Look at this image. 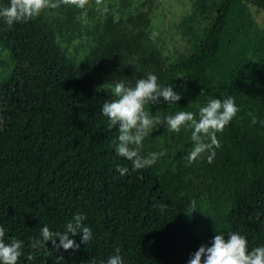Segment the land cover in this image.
Instances as JSON below:
<instances>
[{
	"label": "trees",
	"instance_id": "trees-1",
	"mask_svg": "<svg viewBox=\"0 0 264 264\" xmlns=\"http://www.w3.org/2000/svg\"><path fill=\"white\" fill-rule=\"evenodd\" d=\"M249 6L264 12V0H194L180 22L188 48L172 61L134 0L61 4L11 27L0 18V47L13 63L0 78V226L6 243H24L17 264H101L116 248L124 264H188L229 232L244 235L249 250L264 245V28ZM147 73L181 95L147 105L153 114L198 118L209 99L235 98L239 111L217 133L211 163L205 152L187 164L193 142L184 127L161 125L144 139L142 155L166 151L149 168L132 171L115 152L118 129L109 131L101 112L115 97L97 89L118 79L134 86ZM76 213L92 229L87 244L78 234L70 237L78 250L31 247L43 226L63 232Z\"/></svg>",
	"mask_w": 264,
	"mask_h": 264
},
{
	"label": "clouds",
	"instance_id": "clouds-1",
	"mask_svg": "<svg viewBox=\"0 0 264 264\" xmlns=\"http://www.w3.org/2000/svg\"><path fill=\"white\" fill-rule=\"evenodd\" d=\"M89 0H10L7 6L0 7V18L11 27L17 22H27L40 15L45 9H56L61 4L75 5L84 8ZM102 0H96L101 5ZM103 11L107 12L105 5ZM174 85L167 86L158 83V77L153 73H147L142 78L136 79L135 85L127 84L124 80L118 79L110 88L102 86L97 91H109L112 100H106L101 108L102 114L108 118V129H118V143L114 141L115 152L132 164V171L149 168L158 159L166 155V151L151 152L147 156L141 154L144 139L152 131L163 125L169 131L179 133L181 128L191 130V141L193 148L186 156L187 164L195 162L205 152L208 155V162L211 163L215 157L214 149L219 148L220 141L217 138L218 132L224 128L236 116L239 111L233 96L223 99L211 98L205 106L199 107L197 114L191 111H179L175 114L164 115L161 112L152 113L147 105H158L162 97L167 104H176L181 95L174 90ZM251 115V114H249ZM252 123L256 124L255 116H252ZM116 171L120 175L129 172L127 167L117 165ZM161 211L167 208L166 204L155 205ZM193 211L196 209L195 201L191 205ZM87 217L84 214L76 213L66 225L63 232L52 231L47 225L40 230L42 239L33 240L31 247L34 250H47L48 243L58 252L61 248L78 250L80 245L70 237L82 234L81 242L87 244L92 238V229L83 223ZM6 229L0 226V264H17L23 254L24 243L22 240L11 238L5 242ZM228 239L225 234H215L211 246L201 245L195 251L188 264H264V245L249 250L248 240L239 232H229ZM57 238L59 243H57ZM32 259L31 256L28 257ZM101 264H124L120 249H115L111 255Z\"/></svg>",
	"mask_w": 264,
	"mask_h": 264
},
{
	"label": "rangeland",
	"instance_id": "rangeland-1",
	"mask_svg": "<svg viewBox=\"0 0 264 264\" xmlns=\"http://www.w3.org/2000/svg\"><path fill=\"white\" fill-rule=\"evenodd\" d=\"M118 0H104V3ZM194 0H134V8L143 9L149 13L151 18L150 35L152 39L162 48L164 56L170 61L183 53L188 44L182 35L180 22L182 18L191 13ZM144 4V6L142 5ZM249 9L260 28H264V12L253 6ZM85 13L82 14L83 20ZM200 24H204L200 21ZM78 45V42H75ZM71 50L74 46L70 47ZM81 52V51H80ZM13 70V63L8 53L0 47V78ZM218 190L217 195L222 198V192Z\"/></svg>",
	"mask_w": 264,
	"mask_h": 264
}]
</instances>
